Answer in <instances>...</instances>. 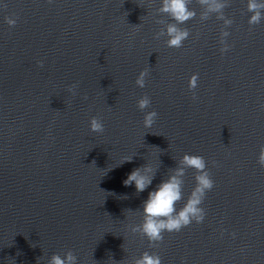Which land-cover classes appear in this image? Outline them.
<instances>
[{
	"label": "water",
	"instance_id": "obj_1",
	"mask_svg": "<svg viewBox=\"0 0 264 264\" xmlns=\"http://www.w3.org/2000/svg\"><path fill=\"white\" fill-rule=\"evenodd\" d=\"M4 4L0 264H46L67 250L78 264H128L144 251L158 253L162 264H264V168L257 164L264 146V20L250 28L247 0H229L224 10L234 21L225 29L224 54L223 21L213 15L202 22L196 0L180 49L167 47V37L153 38L162 27L155 21L168 20L156 13L160 0ZM13 13L18 19L10 28L5 17ZM144 69L150 75L139 88ZM194 73L196 100L188 90ZM72 84L76 95L68 91ZM144 95L151 98L145 112L158 113L150 129L137 108ZM94 116L104 133L90 131ZM184 154L204 157L215 182L202 205L206 218L165 233L150 249L129 226L141 222L136 210L148 191ZM126 157L133 161L120 165ZM144 164L159 170L137 194L123 181ZM194 175L186 171L185 200Z\"/></svg>",
	"mask_w": 264,
	"mask_h": 264
},
{
	"label": "clouds",
	"instance_id": "obj_2",
	"mask_svg": "<svg viewBox=\"0 0 264 264\" xmlns=\"http://www.w3.org/2000/svg\"><path fill=\"white\" fill-rule=\"evenodd\" d=\"M49 3H51V0H49ZM191 3L192 0H160V6L156 9V13L161 17L166 16L168 20L161 18L155 21L162 27L155 32L153 38L159 40L167 37L165 41L167 47L176 49L183 47L184 41L189 38L190 32L182 25L194 19L197 15L196 11L190 7ZM196 3L202 9L200 12L202 22L207 21L213 15L216 19L223 21L224 28L221 29L219 42L222 45L220 48L221 54L226 53L230 48V45L226 42V38L230 33L225 29L234 23L232 19L225 16L224 12L229 6V0H196ZM0 7L6 9L7 4ZM246 11L251 14L248 19L250 28L259 25L264 20V0H247ZM17 19L15 13H13L12 16L5 17V22L10 28H13L17 24ZM37 63L39 67H43V61ZM149 75L148 69L142 70L135 80L136 86L144 88L146 78ZM198 78L199 74L194 73L188 82V90L192 92L193 100L197 99L195 90L198 87ZM77 88L78 84H72L69 86L68 91L76 95ZM84 98L87 99L86 96ZM150 107L151 98L148 95H144L137 100V108L141 112H145ZM157 119L158 113L155 110L147 111L143 117V126L150 129ZM89 129L93 133H104L105 126L102 119L97 116L92 117L89 121ZM132 161L133 157H126L120 165ZM93 163L95 162L93 161ZM257 164L264 168V146L260 147ZM188 169L195 172V185L185 200L184 177ZM158 170L159 167L148 164L136 167L127 174L123 185L126 187L134 185L137 194L143 193L153 184ZM214 186L215 182L207 169L205 158L197 154H184L176 163V166L168 170L167 177L157 184L153 190L148 191L147 199L142 202V210H136L142 217L141 222L130 225L129 230L131 233L139 234L146 239L150 249L158 248L164 240L165 233L180 232L193 222L197 224L204 222L207 213L202 205L207 193L212 191ZM182 201V206L177 208V205ZM232 235L234 237L235 233ZM46 264H78V257L72 250H67L63 255L59 253L52 254L47 259ZM128 264H162V259L156 252L144 251L139 257H134L128 261Z\"/></svg>",
	"mask_w": 264,
	"mask_h": 264
}]
</instances>
